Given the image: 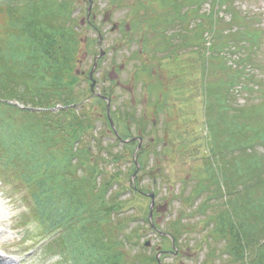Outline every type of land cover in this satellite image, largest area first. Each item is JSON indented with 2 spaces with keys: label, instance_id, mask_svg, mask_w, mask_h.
<instances>
[{
  "label": "trees",
  "instance_id": "trees-1",
  "mask_svg": "<svg viewBox=\"0 0 264 264\" xmlns=\"http://www.w3.org/2000/svg\"><path fill=\"white\" fill-rule=\"evenodd\" d=\"M136 1L135 5L142 8L150 4L154 6L152 12L149 11V16L155 19L153 21L149 20L150 17L143 20V16L148 15L147 10L141 13L133 7V12L142 20L138 29L142 32L141 48L136 54L144 55V66L149 65L151 59H156L157 51L163 53L164 59L182 58L180 46L173 42L175 33L170 29L176 23L190 24L192 16H198L196 26H190L189 31L201 27L212 35V39L207 40L206 35L196 34L201 40L195 47L201 43L205 46V51L200 53L205 79L202 90L207 103L205 117L210 135H205L203 145L196 149L205 150L202 166L205 173L203 176L199 172L201 174L195 176L198 182L193 195L211 189L213 197L223 199L219 210L209 215L207 221L211 225L209 236L224 245L225 261L231 264H264V192L259 191V187H264V170L261 169L264 159L253 152L258 140L264 143V132L256 137L246 134L250 124L241 118L245 112L240 109L239 114L228 112L227 98L233 84L243 78V68L234 72L227 64L223 55L227 42L222 41L220 32L216 33L215 26L219 21L216 10L226 0ZM76 2H0V10L5 12L7 19L3 32L5 38L0 42V180L5 188L9 187V191L26 190L31 204L29 214L36 220L35 233L43 236L42 239H48L44 243L45 251L60 253V264H160L159 261L162 262L169 253L162 245L160 248L147 247L142 242L145 227L158 232L162 239L173 240L176 247L187 230L178 217L168 224L165 234H160L156 212L153 214V227L149 210L140 209L138 197H145L143 188L136 189L128 184L114 189L126 172L108 171L104 163L118 162L122 153L114 155L110 151V158L92 154L85 135L94 128V121L103 116L116 133L114 140L123 142V150L127 154L135 141L124 142V136L115 131L116 122L126 127L124 134L127 136L126 132L131 133L130 120L135 119L132 118L136 113L133 111L134 114H129L128 120L125 118L122 123L118 107L111 108L113 128L105 106L93 113L89 103V112L76 110L78 104H84L85 98L80 96L86 92L77 87L82 82V76L76 69L84 25L79 15H74ZM204 2L209 3V9L200 13ZM228 10L232 12L235 25L246 27L242 29L248 36L259 37V32L248 23L249 20H243L247 17L231 8ZM134 18L138 20L135 15ZM92 19L90 16L87 18L88 26L93 24ZM135 29L132 24V30ZM146 34H152L158 41L153 43L145 37ZM235 35L233 41L239 42V36ZM184 43L188 44V40ZM102 61L100 58L99 65ZM218 67L230 71L223 78L215 77L217 85H214L209 77L211 73L214 76L211 68ZM110 89L105 87L101 95L112 98L114 92ZM88 92L107 104L109 98L106 96L95 95L91 90ZM164 105L167 106V102L164 101ZM216 110L218 118L213 116ZM19 119L23 121L19 122ZM144 120L145 116L139 120L141 133L145 131L142 126ZM185 143L183 140L180 146L184 148ZM102 145L101 142L97 145L100 150ZM237 150L243 152L240 157L234 155ZM142 152L140 150L138 156ZM227 153H234L233 159H225ZM190 154L196 156L198 153L190 150ZM138 162L141 167L145 165ZM136 167L132 160L128 178ZM5 188L3 193L8 191ZM126 190L130 191V196L123 197ZM9 195L12 199V194ZM206 206V202H201L198 211ZM26 220L27 217L23 223ZM33 236L29 230L28 237ZM162 251L159 258L158 253Z\"/></svg>",
  "mask_w": 264,
  "mask_h": 264
},
{
  "label": "rangeland",
  "instance_id": "rangeland-1",
  "mask_svg": "<svg viewBox=\"0 0 264 264\" xmlns=\"http://www.w3.org/2000/svg\"><path fill=\"white\" fill-rule=\"evenodd\" d=\"M135 2L137 1L77 0V5L75 3L74 15H79L84 25L78 57L79 65L76 69L82 76V82L78 83L77 87L80 86L86 91L80 96L85 98L84 104H78L76 110L80 113L89 112L87 106L89 103L92 113L97 108L101 110L105 106L109 116L111 108L118 107V113L120 111L119 115H121L119 120L122 123L135 111L136 114L132 118L135 119L130 120L131 133L126 132V136L124 134L126 127L118 122L115 131L124 136V141L134 137H141L142 140L140 147V142L136 139L133 142L135 145L127 151V154L124 153L123 142L114 140L116 133L110 129L108 120L104 116L95 119L94 128L90 129L92 131L87 133L85 138L89 140L93 156L103 155L110 158V151L114 155L122 153L118 162L104 163L108 171L126 172L114 189L131 184L132 175L128 178V172L132 171V160L135 162L139 160L145 164L143 167L139 166L132 174L136 172L135 183L139 189L145 190L144 193H156L152 215L156 212V223L161 231L166 233L167 227L170 226L168 224L181 217V223L185 224L187 231H184L177 247L173 240L162 239L158 232L143 226L145 231L142 242L151 241V246L157 248L162 245L166 248L164 251L169 253L162 258L161 264H231L225 261L227 256L223 252L222 242L215 241L209 236L211 225L207 221L209 215L219 210L223 199L213 197L211 189L200 195H193L198 182L195 176L201 173L204 176L205 173L202 167L206 156L205 150L196 151V149L203 145L204 136L210 135L205 117L207 103L202 90L205 79L200 53L205 51V46L201 43L200 46L195 47L201 40L196 34L206 35L207 40L212 39V35L207 31L204 32L203 30L206 29L202 30L201 27L189 31L190 26H196L200 18L198 16H192L190 24L176 23L170 26V29L175 33L173 42L180 46L179 52L182 51V58L164 59L163 53L157 51L156 59L150 60L151 67L147 64L144 66L146 62L144 55L136 54L141 48L142 32L138 29L142 20L134 12L136 9L141 10V13L147 10L148 15L143 16L144 20L150 17L149 11L152 12L154 6L151 7L150 4L142 8L140 5H135ZM201 8L200 13L208 11L209 3L204 2ZM228 8L247 17L243 20H249L248 23L259 32V37L255 39L254 35L248 36L249 34L244 32L245 29H242L246 27L235 25L232 12ZM216 11L219 20L215 26L216 33L220 32L219 34L223 36L222 41L227 42L223 53L227 64L234 72L243 68V78L233 84L227 98L228 112L239 114L240 110L244 111L246 115L241 118L250 124L246 134L256 137L264 132V0H226V3L222 7L219 5ZM133 13L139 21L134 18ZM89 16L94 19L90 26L86 24ZM149 20L155 19L150 17ZM6 22L5 12L0 10V42L5 38L3 32ZM132 24L135 30H132ZM99 33L102 34V38H99ZM235 34L239 36L237 38L239 42L233 41ZM145 37L150 38L153 43L158 41V38H153L152 34H146ZM185 40H188V44L184 43ZM97 56H101L103 61L100 65L97 64L94 70V77L97 80L94 89L101 93L105 87H111L114 92H111L112 98L102 94L109 98V110L104 100L105 105L101 99L90 96L88 92L91 90L90 72L94 69L93 60ZM211 71L214 76L211 73L209 81L217 85L215 77L223 78L230 70L223 71L218 67V69L211 68ZM164 101L167 102V106L164 105ZM217 111L213 112L214 118H218ZM143 116L145 120L142 126L145 131L141 133L139 120ZM183 140L186 141L184 148L183 145L180 146ZM100 142L103 144L102 150L97 146ZM252 144H255L254 139ZM254 146L253 152H257L264 159V143L258 140ZM140 150L143 152L138 156ZM190 150L198 154L192 156ZM241 153L243 154L238 150L235 154L227 153L225 159H233V154L240 157ZM244 155L243 157L246 158L247 155ZM261 169L264 170V165ZM104 178L103 176L102 180ZM4 187L0 180L2 254L13 257L15 264H60V253L45 251L44 243L48 239H42L43 236L35 233L36 220L29 214L31 204L26 190L19 188L12 192L7 189L8 191L3 193ZM262 189L264 187H259L260 192H264ZM9 194H12V199ZM123 195V197L130 196V191H124ZM189 196L190 199H186ZM203 201L207 206L204 210L198 211L200 210L198 205ZM138 203L142 211H151L152 200L147 195L144 198L138 197ZM25 217L29 219L23 223ZM29 230L33 237H28ZM164 251L158 255L159 258ZM174 251H178L176 256L172 254ZM2 263L0 260V264Z\"/></svg>",
  "mask_w": 264,
  "mask_h": 264
},
{
  "label": "water",
  "instance_id": "water-1",
  "mask_svg": "<svg viewBox=\"0 0 264 264\" xmlns=\"http://www.w3.org/2000/svg\"><path fill=\"white\" fill-rule=\"evenodd\" d=\"M103 54V53H102ZM97 57H96V59H95V64H94V69L93 70H91V72H90V79L92 80V84H91V87H92V89H94V86H95V83H96V81H95V79H94V77H93V73H94V70H95V67H96V65H97ZM109 106V105H108ZM141 138H139V141H140V144H139V147H140V145H141ZM149 196L151 197V199H152V203H151V206H150V209H151V211H150V218H152V209H153V205H154V193H150L149 194ZM150 244V242H147L146 243V245H149Z\"/></svg>",
  "mask_w": 264,
  "mask_h": 264
}]
</instances>
